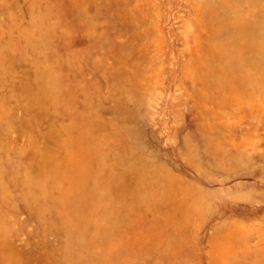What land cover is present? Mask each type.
<instances>
[{"label":"rangeland","instance_id":"obj_1","mask_svg":"<svg viewBox=\"0 0 264 264\" xmlns=\"http://www.w3.org/2000/svg\"><path fill=\"white\" fill-rule=\"evenodd\" d=\"M0 264H264V0H0Z\"/></svg>","mask_w":264,"mask_h":264},{"label":"bare ground","instance_id":"obj_2","mask_svg":"<svg viewBox=\"0 0 264 264\" xmlns=\"http://www.w3.org/2000/svg\"><path fill=\"white\" fill-rule=\"evenodd\" d=\"M217 60V59H216ZM221 60V59H220ZM132 101V100H131Z\"/></svg>","mask_w":264,"mask_h":264}]
</instances>
